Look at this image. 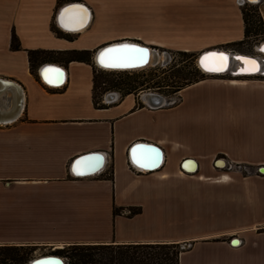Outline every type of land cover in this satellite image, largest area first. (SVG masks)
<instances>
[{
    "label": "crops",
    "instance_id": "obj_1",
    "mask_svg": "<svg viewBox=\"0 0 264 264\" xmlns=\"http://www.w3.org/2000/svg\"><path fill=\"white\" fill-rule=\"evenodd\" d=\"M255 4L264 21V0ZM73 5L89 14L74 31L61 17ZM242 6L0 0V245L175 243L184 250L180 264H264L263 75L206 74L180 92L178 104L163 108L147 105L143 94L116 92L95 103L93 64L45 62L37 77L28 54L91 52L95 63L105 46L132 42L197 55L215 49L254 55L264 40L235 46L246 36ZM47 64L65 69L63 84L41 78ZM137 142L152 145L137 159L160 157L158 169L136 165L130 150ZM95 153L103 155V168L76 174V160ZM221 156L235 169H224ZM137 208L141 213L130 215Z\"/></svg>",
    "mask_w": 264,
    "mask_h": 264
},
{
    "label": "trees",
    "instance_id": "obj_2",
    "mask_svg": "<svg viewBox=\"0 0 264 264\" xmlns=\"http://www.w3.org/2000/svg\"><path fill=\"white\" fill-rule=\"evenodd\" d=\"M243 15L246 24L245 40L235 44L242 46L244 44H253L264 40V21L260 15L257 4L246 3L243 6ZM11 48L14 51L20 50V41L15 34L12 35ZM250 48V47H248ZM247 49V48H246ZM31 71L38 77V69L45 62L57 61H78L93 64V82H94V100L98 103L104 95L108 93L109 88L101 90V76L99 71L107 72L95 65L91 52L79 51H29ZM181 55L193 60L197 54L180 52ZM192 69L195 71L193 79H184L181 85H178L174 93H180L183 89L196 84L205 79L203 73L192 62ZM97 69V70H96ZM120 71L119 73H127ZM129 73V72H128ZM244 76L241 78H251ZM161 91V86L153 87ZM100 93V94H99ZM133 94V90H127L122 96ZM120 210H115L119 214ZM141 213V208L131 211L130 215ZM40 247L32 245H0V264H28L35 256ZM184 250L179 244L175 243H129V244H72L56 249L50 254L58 255L66 259L67 264H180V257Z\"/></svg>",
    "mask_w": 264,
    "mask_h": 264
},
{
    "label": "rangeland",
    "instance_id": "obj_3",
    "mask_svg": "<svg viewBox=\"0 0 264 264\" xmlns=\"http://www.w3.org/2000/svg\"><path fill=\"white\" fill-rule=\"evenodd\" d=\"M154 51L157 61L142 70L128 71L129 73H119L120 71L109 72L107 70V72L99 71L102 81L100 91L109 88L108 93L116 92L122 96L127 90L131 89L133 90V94L131 95H135L136 97L144 93L153 92L165 97L169 101L168 105L178 104L180 93H174L175 88L181 85L184 79L194 78L195 71L192 69L191 64L193 61L196 63L198 55L193 60L181 55L178 51L161 49ZM219 77L239 79V77H233L231 74ZM156 86H161V91L153 89ZM53 251H55L53 248L40 247L34 252V256L49 255Z\"/></svg>",
    "mask_w": 264,
    "mask_h": 264
},
{
    "label": "water",
    "instance_id": "obj_4",
    "mask_svg": "<svg viewBox=\"0 0 264 264\" xmlns=\"http://www.w3.org/2000/svg\"><path fill=\"white\" fill-rule=\"evenodd\" d=\"M248 2L256 3L257 0H248ZM73 7L76 8V9H80L83 6L73 5V6L65 7L62 10V12H61V17L64 18L65 15H67L68 10L69 9L73 10ZM81 28H83V27H81ZM81 28H79V29H81ZM79 29H69V30H73L74 31V30H79ZM121 45H135L137 47L147 49V51L151 50L150 47L144 46L142 44L132 43V42H119V43H114V44H110L108 46H105L104 48L99 50L97 52V54L100 51L105 52L106 49L119 48ZM263 47H264V41L261 42L258 46H255L254 50H255L256 54H254V55L240 54V53H235V52H232V51L230 52V51H225V50H220V49L205 51V52H202L201 54L198 55V57L196 59V65L203 73L212 74V75L231 74L233 77L254 76V75H251V74H255V73H242V72H240V69L242 68V65L245 64V62L241 61V60H237L236 57H246V58H248L250 60H255V61L259 60V61H261V63H262V67L261 68L263 69V71H261L260 74H257V75H263L264 76V50H263ZM152 49L156 50L155 48H152ZM212 53H223L226 57H228L230 59V61H231L230 66L226 67L224 70H221V71H206L202 67L203 58L205 56L211 55ZM94 61H95V64L97 66L96 57H95ZM143 64H146V61H144ZM109 68H111V67H109ZM45 69H57L61 73V79L60 80H58V81H56L54 83H47L46 82L47 84L59 86V85H61V84H63L65 82L66 71H65L64 68H62L60 66H57V65H54V64L44 65V66H42L40 68V76H41V78H42V72ZM49 73L52 76L53 73L52 72H49ZM145 95L150 97L151 103L147 104V105H149L151 107L163 108V107H165V106H167L169 104V101L165 97H163V96H161V95H159L157 93L148 92ZM108 97L113 100V99H115V94L114 93H109ZM141 99L143 100V96H141ZM151 146H152L151 144H148L146 142H137V143H135L132 146V148L130 150V156L134 160L136 165L139 168H141L143 170H147V171H153V170L158 169L161 166V158L159 157L157 160H154V157H153V158H151L152 160H149L148 162L147 161L142 162V161L137 159L136 155H137V152H138V154L143 152V150H145L143 148L151 147ZM149 155H150V153H149ZM159 155H160V151H159ZM96 159H98L97 163L95 161ZM81 160H85V162L88 163V167H89L88 173L89 174H96L103 168V155L100 154V153H95V154H92V156H86V157L84 156V157L76 160V162L74 164V167H73L74 172L76 174L78 173L77 172V166H78V164H80ZM93 163H95V165H96L95 167H91L90 166ZM262 172L264 173V169L262 170ZM78 175H82V174H78ZM37 262L39 264H66L64 258H62V257H60L58 255H53V254L41 255L39 257H35L28 264H35Z\"/></svg>",
    "mask_w": 264,
    "mask_h": 264
},
{
    "label": "bare ground",
    "instance_id": "obj_5",
    "mask_svg": "<svg viewBox=\"0 0 264 264\" xmlns=\"http://www.w3.org/2000/svg\"><path fill=\"white\" fill-rule=\"evenodd\" d=\"M84 8V7H83ZM76 8L73 7V10L72 9H69L68 12H67V15H65V17L63 18V27L64 28H67V29H79L81 27H84L85 24H86V21H88V11L86 12V19L84 20L83 24L80 23V21H75L74 18L72 17V13H74L76 10ZM85 9V8H84ZM71 14V15H70ZM263 50H264V47H263ZM101 53L102 51H100L97 55H96V60H97V64L98 66L101 68V69H104V70H107V71H136V70H142L150 65H152L153 63H155L157 61V56L155 54V51L153 49L147 51V54H146V57H145V60L146 61V64H143V62L141 61H136L134 64L132 65H128V66H125L123 64H118V66H114V67H105L104 64L101 63ZM113 56H118V54H112ZM209 59L207 61H203L202 63V67L206 70V71H209L208 68L209 67H216L217 66V60L215 58H213L211 55H208ZM228 58V57H227ZM255 61V60H254ZM231 64V61L230 59L228 58L226 61H225V66H224V69L228 66H230ZM256 66L257 68H259V71H254L252 69V67L245 63L244 65H242V68L240 69V72L242 73H255V74H251V75H254L256 76L257 74H260L261 71H263V69L261 68L262 67V63L261 61H256ZM207 74V73H205ZM48 77H50V73H47ZM218 75V74H217ZM42 77L45 81H48L45 79V72L43 71L42 72ZM53 82V80H52ZM49 83V82H47ZM147 93H144L143 94V99L146 100V104H150L151 103V100H150V97L145 95ZM96 163L98 162V159L95 160ZM84 168H87L86 170H83ZM88 170H89V167H88V163L85 162V160H81L80 161V164H78L77 166V172L78 173H83L82 175H87L89 174L88 173ZM35 264H39L38 262L35 263Z\"/></svg>",
    "mask_w": 264,
    "mask_h": 264
},
{
    "label": "snow or ice",
    "instance_id": "obj_6",
    "mask_svg": "<svg viewBox=\"0 0 264 264\" xmlns=\"http://www.w3.org/2000/svg\"><path fill=\"white\" fill-rule=\"evenodd\" d=\"M67 11V10H66ZM80 12V23L83 24L86 19L87 10L81 7L79 9ZM112 54H118V56H113ZM147 54V49L137 47L135 45H121L119 48H110L106 49L105 52L101 53V63L104 64L105 67H114L118 66V64H123L125 66L132 65L136 61L143 62L145 60ZM211 56L217 60L216 67H209V71H221L224 70L225 61L228 59L223 53H212ZM209 59L208 56L203 58V61H207ZM237 60L244 61L249 64L254 71H259V68L256 66V61L250 60L246 57H236ZM45 79L48 80L49 83L52 82V79L59 80L61 78V73L57 69H45ZM52 72L54 75L52 78H49L47 73ZM91 167H95V163L90 165ZM83 174V173H77Z\"/></svg>",
    "mask_w": 264,
    "mask_h": 264
},
{
    "label": "built area",
    "instance_id": "obj_7",
    "mask_svg": "<svg viewBox=\"0 0 264 264\" xmlns=\"http://www.w3.org/2000/svg\"><path fill=\"white\" fill-rule=\"evenodd\" d=\"M241 4L244 5L246 3H250L248 2V0H240ZM250 4H255V3H250ZM180 100H181V97H180ZM180 102V101H179ZM175 104V103H174ZM154 108V107H153ZM221 161L224 162V169H227V170H233L235 169V165L225 156H221L220 158ZM63 258V257H62ZM65 262H66V259L64 258ZM67 264V263H66Z\"/></svg>",
    "mask_w": 264,
    "mask_h": 264
}]
</instances>
